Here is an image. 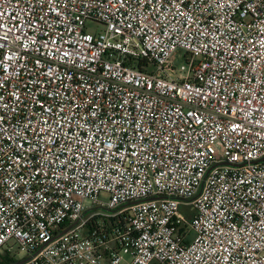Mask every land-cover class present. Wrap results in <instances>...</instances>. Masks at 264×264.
I'll use <instances>...</instances> for the list:
<instances>
[{"label":"built area","instance_id":"1","mask_svg":"<svg viewBox=\"0 0 264 264\" xmlns=\"http://www.w3.org/2000/svg\"><path fill=\"white\" fill-rule=\"evenodd\" d=\"M7 257L264 264V0H0Z\"/></svg>","mask_w":264,"mask_h":264},{"label":"rangeland","instance_id":"2","mask_svg":"<svg viewBox=\"0 0 264 264\" xmlns=\"http://www.w3.org/2000/svg\"><path fill=\"white\" fill-rule=\"evenodd\" d=\"M88 28H89L90 31L94 32L96 30L101 31L103 27L101 25L93 24V23L89 22L88 23ZM184 61H185V59L181 60L182 63H185ZM185 209L186 208L182 207V210H185ZM192 237L193 238L195 237V233L194 232L192 233ZM17 256H18V259H20V260L26 258V254H22V253H17Z\"/></svg>","mask_w":264,"mask_h":264},{"label":"trees","instance_id":"3","mask_svg":"<svg viewBox=\"0 0 264 264\" xmlns=\"http://www.w3.org/2000/svg\"><path fill=\"white\" fill-rule=\"evenodd\" d=\"M16 262L17 261H15L14 258H9V257L5 258V264H14Z\"/></svg>","mask_w":264,"mask_h":264},{"label":"water","instance_id":"4","mask_svg":"<svg viewBox=\"0 0 264 264\" xmlns=\"http://www.w3.org/2000/svg\"><path fill=\"white\" fill-rule=\"evenodd\" d=\"M23 262H20V263H18V264H22Z\"/></svg>","mask_w":264,"mask_h":264}]
</instances>
